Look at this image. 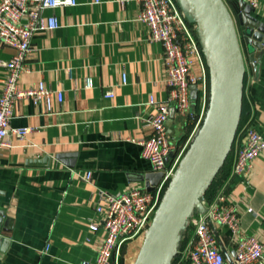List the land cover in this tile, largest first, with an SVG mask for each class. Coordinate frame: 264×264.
<instances>
[{"label": "crops", "instance_id": "1", "mask_svg": "<svg viewBox=\"0 0 264 264\" xmlns=\"http://www.w3.org/2000/svg\"><path fill=\"white\" fill-rule=\"evenodd\" d=\"M223 1L232 12L238 3ZM261 2L256 15L264 21ZM141 10L138 0H102L99 4L78 0L75 7L46 12L47 17H57L60 27L36 33V50L28 61L32 72L22 76L21 86L34 87L43 81L62 91L64 100L56 99L51 110L45 103L30 100L15 107L12 127L31 131L25 139L12 136L11 145L1 150L0 264L94 261L106 235L96 211L100 190L118 194L139 188L156 193L160 188L163 177L155 175L140 143L152 134L150 98L167 100L169 87L164 48L149 39L148 28L137 19ZM13 54L0 41V93L7 74L5 64ZM203 63L205 69L198 63L194 72L202 75L203 69L208 83L205 57ZM246 65L244 97L249 112L235 139L234 161L247 128L264 133V56L258 67L248 60ZM109 93L113 97H107ZM201 105L199 100L192 106V117H181L172 106L167 125L171 145L181 149L192 142L199 129ZM87 173H92V182L84 179ZM225 188L242 209L238 237L257 236L264 245V153L254 161L247 181L231 177ZM241 199L253 212L239 205ZM91 223H98L96 230H91ZM186 231L187 227L178 248L186 237L191 236V241L194 236V231ZM214 232L231 260L237 240L227 227H214ZM142 243L141 238L126 243L112 264H131L124 259L128 254L137 260ZM186 249L178 264L189 262Z\"/></svg>", "mask_w": 264, "mask_h": 264}, {"label": "built area", "instance_id": "2", "mask_svg": "<svg viewBox=\"0 0 264 264\" xmlns=\"http://www.w3.org/2000/svg\"><path fill=\"white\" fill-rule=\"evenodd\" d=\"M102 0H94L99 4ZM142 5L137 19L149 30V39L160 43L164 48L166 65L165 83L169 96L165 101L151 97L149 104L154 114L148 119L152 129L149 138L143 140L142 153L155 172L163 173V182L156 193L139 188L113 194L100 190V203L96 211L101 215L106 232L103 244L94 261L81 264H112L122 247L137 239H145L155 214L163 199V192L175 176L178 167L191 143L181 149L170 144L168 122L172 106L181 117L193 116L191 86L196 85L201 100L199 128L205 117L209 102V88L204 67V53L194 28L188 23L176 0H138ZM255 10L261 9V0H246ZM78 0H0V41L14 50L12 58L5 64L7 74L0 93V166L1 150L11 145L10 138L17 136L25 139L31 128L12 127L15 107L18 102L30 100L34 104L45 103L49 110L57 99L64 100L63 92L51 89L40 81L36 86H21L24 74L32 72L28 61L35 53L33 39L38 31L56 30L60 27L54 15L47 17L46 12L65 7H75ZM203 66L202 75L194 72L195 66ZM124 84L127 77H123ZM113 97V94H107ZM198 112V113H199ZM264 153V133L253 127L245 130L243 145L237 150L232 177L246 181L252 171L254 161ZM92 182V173L84 175ZM253 212L245 200L239 201ZM241 208L234 203L230 193L221 189L213 203L205 206L204 212L191 217L188 225L194 228V236L184 255L190 264H263L264 245L257 236L238 237L241 231ZM227 227L236 241V250L231 260L225 257L214 232V227ZM98 223H91L96 230Z\"/></svg>", "mask_w": 264, "mask_h": 264}, {"label": "water", "instance_id": "3", "mask_svg": "<svg viewBox=\"0 0 264 264\" xmlns=\"http://www.w3.org/2000/svg\"><path fill=\"white\" fill-rule=\"evenodd\" d=\"M197 27L210 76L209 104L178 170L169 183L135 264H171L179 239L227 160L238 134L245 92L247 60L258 67L264 56V21L246 1L177 0ZM192 106L199 101L191 86ZM155 175L163 177L162 172ZM4 212L0 211V222Z\"/></svg>", "mask_w": 264, "mask_h": 264}, {"label": "trees", "instance_id": "4", "mask_svg": "<svg viewBox=\"0 0 264 264\" xmlns=\"http://www.w3.org/2000/svg\"><path fill=\"white\" fill-rule=\"evenodd\" d=\"M190 24H191V26L193 28L195 27L194 30L197 31L196 25H194L192 23H190ZM195 33L197 35V39L200 42V45H201V48H202V44H201L200 38L198 36V33L197 32H195ZM206 68H207L208 77H209V68H208L207 65H206ZM208 83H209L208 84V88H209L208 90H209V96H210V79L209 78H208ZM208 104H209V102H208ZM248 112H249V110H248V107L246 106L245 97H244L243 107H242V116H241V120H240V125H239L238 132L241 130V128L245 124V122H246L245 120L248 117ZM186 137H187V135H185L184 138H186ZM234 144H235V142H234ZM234 144H233V148H234ZM233 163H234V149L231 150V152H230L227 160L223 164L221 170L219 171V173L217 174L216 178L214 179V181L211 183V185L209 186V188L206 190V192L204 193L203 197L201 198V201L203 202L204 206L207 207L208 205H210L211 203H213L215 201V199L217 198V196H218L219 192L221 191V189L226 186L227 182L232 177V167H233ZM168 185H167V187H168ZM167 187L165 188V190L163 192V196L165 194V191H166ZM225 192L228 193L227 190H226V188H225ZM195 214L197 215L198 212L195 211L194 212V215ZM184 231H183L182 234H184ZM193 231H194L193 226L192 225H188L187 226V231L185 233L186 234L187 233L190 234L191 232L193 233ZM189 239H191V236L186 237L182 241V243L180 244V248H178V253H177L176 257L173 259V261H172L171 264H178L179 262H181V259L180 258L182 257V255H183L182 253L186 249L187 244L190 241ZM187 263L190 264V261L189 262H185V264H187Z\"/></svg>", "mask_w": 264, "mask_h": 264}, {"label": "rangeland", "instance_id": "5", "mask_svg": "<svg viewBox=\"0 0 264 264\" xmlns=\"http://www.w3.org/2000/svg\"><path fill=\"white\" fill-rule=\"evenodd\" d=\"M177 1V0H176ZM247 63V62H246ZM142 241L144 242V239H142ZM143 244V243H142ZM126 257V258H125ZM124 257V259H126V260H128V263H131V264H134V262H135V260H136V258H135V256H131L130 254H128V255H126ZM185 258H187V255H185Z\"/></svg>", "mask_w": 264, "mask_h": 264}]
</instances>
